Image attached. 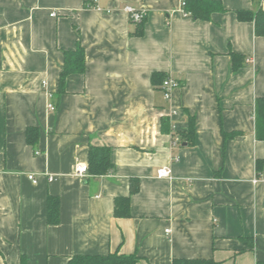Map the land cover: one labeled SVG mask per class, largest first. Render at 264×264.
<instances>
[{"label": "crops", "instance_id": "0c3cea01", "mask_svg": "<svg viewBox=\"0 0 264 264\" xmlns=\"http://www.w3.org/2000/svg\"><path fill=\"white\" fill-rule=\"evenodd\" d=\"M86 2L0 0V264L116 251L138 254L137 264L264 261V140L254 117L264 37L237 15L264 0H221L226 10L209 20L185 15L183 0H100L102 10ZM127 5L146 13L141 24ZM78 44L86 71L70 74L59 94L64 51ZM154 72L178 83L170 99ZM92 146L110 148L113 166L77 176ZM163 167L170 178L157 176ZM49 196L60 200L56 224ZM119 197H129V215L116 214Z\"/></svg>", "mask_w": 264, "mask_h": 264}, {"label": "trees", "instance_id": "16d2710c", "mask_svg": "<svg viewBox=\"0 0 264 264\" xmlns=\"http://www.w3.org/2000/svg\"><path fill=\"white\" fill-rule=\"evenodd\" d=\"M87 3V2H86ZM183 10L188 16L196 19L209 20L211 14L215 11H225L221 0H183ZM238 18L241 21H254L255 32L258 36L264 37V8L260 5L257 11L238 10ZM143 22V21H142ZM142 22H139L141 24ZM233 68L237 69L243 65V56L231 52ZM86 54L85 48L78 44L75 49L64 51V67L60 73L59 94L65 92L66 78L73 73H85ZM166 75L161 72L152 74L153 85L158 86L163 82ZM254 117L256 123V137L258 140H264V96L258 97L255 104ZM162 130L169 132V120L162 118ZM225 138H232L240 132L224 133ZM187 142H193L195 139V120L193 117L189 121V129L183 135ZM28 142L36 144L38 140V131L35 128H29L27 132ZM89 171L95 175L107 173L112 168L110 159V148L92 146L89 151ZM257 166L264 167V161L258 160ZM139 189L138 183H133L132 192ZM130 200L129 197H119L116 199V214L129 215ZM60 220V200L58 197L49 196L48 199V221L56 224ZM141 257L136 254H124L118 251L108 254H76L70 258L69 264H137ZM21 264H27L25 256L21 259ZM172 264H216L212 259L196 258H176ZM258 264H264L260 261Z\"/></svg>", "mask_w": 264, "mask_h": 264}, {"label": "built area", "instance_id": "2783aa9c", "mask_svg": "<svg viewBox=\"0 0 264 264\" xmlns=\"http://www.w3.org/2000/svg\"><path fill=\"white\" fill-rule=\"evenodd\" d=\"M86 6L87 7H92V8L98 9V10H102V7L100 6V0H87ZM124 9L129 14L130 19L133 22H136V23L142 22L144 20L145 16H146V13L143 10H138L135 7L130 6V5L125 6ZM52 15L55 16L56 13L53 12ZM185 15H188V14L185 13ZM177 86H178V83L171 77H168V78H166L164 80L163 85H162V89H163V93H164V96H165L166 99H170L171 98L172 90L175 87H177ZM51 96L52 95L49 94V97H51ZM48 108H49L50 111H55L56 106H55V104L52 101H49ZM179 142H180V139L178 137L174 138L173 141H172V145L176 146ZM88 172H89L88 164L81 163V162L76 164L75 174L77 176L84 177V176H86L88 174ZM157 176L161 177V178L162 177L170 178L172 176L171 175V169L168 168V167L160 168L157 171ZM28 177L34 183L37 182V178H36V176L34 174H29ZM50 179H53V177L51 176ZM254 181L257 182V179L255 178ZM166 231L169 232L170 230L167 229Z\"/></svg>", "mask_w": 264, "mask_h": 264}]
</instances>
